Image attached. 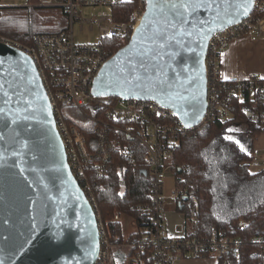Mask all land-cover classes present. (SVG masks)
Masks as SVG:
<instances>
[{"label":"water","instance_id":"1","mask_svg":"<svg viewBox=\"0 0 264 264\" xmlns=\"http://www.w3.org/2000/svg\"><path fill=\"white\" fill-rule=\"evenodd\" d=\"M258 2L147 0L93 96L153 101L185 126L199 125L208 110L210 40ZM99 251L97 214L69 165L37 66L0 42V264H95Z\"/></svg>","mask_w":264,"mask_h":264},{"label":"built area","instance_id":"2","mask_svg":"<svg viewBox=\"0 0 264 264\" xmlns=\"http://www.w3.org/2000/svg\"><path fill=\"white\" fill-rule=\"evenodd\" d=\"M122 1L125 0H39L37 7L64 11L70 20L66 32L37 35L33 47H21L9 39L0 38V42L15 46L30 55L37 66L67 151L69 165L97 214L100 251L95 264H113L114 252L119 248L131 251L137 247L139 250L133 258L135 264H143L142 257L147 247L153 249L154 264H177L188 259L219 260L227 254L238 253L242 240L235 235V227L229 230L213 228L209 235L204 236H170L163 197L164 181L170 171L173 173L169 162L173 150L178 146L179 136L203 132L214 124L233 119L236 100L244 103L249 99L256 104L257 99H260L264 103V78L251 74L246 78L224 79L221 72V57L233 41L248 34L264 36V16L253 13L212 37L206 57L207 114L202 123L189 128L177 115L153 101L120 98L114 101L112 98L93 96V83L112 56L101 46V41L98 44H77L73 27L79 24L81 29L96 28L102 38H131L144 13L147 0H136L138 8L135 13L136 22L133 24L119 23L114 18V5ZM90 7L103 11L91 18L83 17V10ZM89 106L96 107L97 114L86 113L85 109ZM69 109L85 114L93 123V142L88 141L81 128L69 125ZM254 119L257 127L264 132V114L261 117L256 115ZM110 123L122 124L121 131L139 141L147 150L146 166L152 187L150 203L141 209L149 215L151 233L137 244L115 245L110 241L88 180L87 169L91 165L98 176L106 173V165L111 160ZM261 158L264 162V152ZM172 198L182 205L189 198V192L177 189ZM121 219L119 215L115 216V221ZM194 222L198 223V220ZM240 226L244 230L248 223ZM252 242L264 249V236H257Z\"/></svg>","mask_w":264,"mask_h":264},{"label":"trees","instance_id":"3","mask_svg":"<svg viewBox=\"0 0 264 264\" xmlns=\"http://www.w3.org/2000/svg\"><path fill=\"white\" fill-rule=\"evenodd\" d=\"M29 3L32 6L0 7V38L9 39L21 47H33L37 35L62 34L68 30L70 20L62 9L37 7L39 0H29ZM262 5L264 0H259L254 12L256 16H264ZM137 8L136 0L119 2L113 8L114 18L119 23L133 24L136 22ZM129 40L130 38H105L102 39L101 46L113 56ZM112 99L116 101L119 98ZM257 101L255 104L249 99L244 103L236 100L233 119L214 124L203 132L179 136L178 146L173 150L169 162L173 167L177 189L189 192V198L183 202L180 210L191 220H198V223L194 222L193 235H209L213 228L229 230L230 227H235V235L242 240L240 252L220 257L218 264H264V249L252 242L255 237L264 236V203L231 223L218 219L213 211L211 180L206 174L203 158L204 150L217 133L232 125L239 127L235 123L245 119L253 120L256 115L261 117L264 114V103L260 99ZM246 107L255 110L252 112L253 118ZM96 111L94 106L85 109L89 115L97 114ZM68 123L81 128L88 141L93 142L94 125L88 118L79 122L68 118ZM121 128L120 123H110L111 160L106 165V173L98 176L91 165L87 169V175L110 241L115 245H129L137 244L151 233L149 215L141 208L150 203L152 182L146 166L147 150L139 141L123 133ZM251 159L244 154L234 163L233 167L239 176L253 177L249 164ZM117 215L121 218L128 216L136 224L137 230L127 239L123 235L121 221H115ZM242 223H248L244 230L240 229ZM145 249L143 264H154L153 249ZM138 250L136 247L128 251L129 264H135L133 258Z\"/></svg>","mask_w":264,"mask_h":264},{"label":"crops","instance_id":"4","mask_svg":"<svg viewBox=\"0 0 264 264\" xmlns=\"http://www.w3.org/2000/svg\"><path fill=\"white\" fill-rule=\"evenodd\" d=\"M29 6L32 5L30 4ZM221 72L224 79L246 78L251 74L264 78V36L248 34L233 41L221 57ZM252 115L250 116L252 117ZM253 121H255L254 118ZM257 129L259 128L256 125L245 152V155H248L250 159H254L253 150L255 144L260 141V134L262 133L260 129L256 132ZM221 162L223 165V160ZM232 169L234 173L231 177V175L224 174L225 169L220 170L219 167L211 171L209 165L207 166L205 163L206 174L211 180L214 214L218 219L229 223L254 211L260 204L264 203V171L252 173L253 177L248 178L239 176L234 167ZM170 173L175 177L174 173L171 171ZM175 201L177 202V200ZM180 209L179 202H177L175 211L171 208L169 210L166 209V223L169 235L179 238L192 236L195 228L194 221L188 218ZM118 255L121 257L125 253L117 250L115 256L119 257ZM218 263L217 259L207 258L188 259L177 264ZM113 264H116L114 256Z\"/></svg>","mask_w":264,"mask_h":264},{"label":"rangeland","instance_id":"5","mask_svg":"<svg viewBox=\"0 0 264 264\" xmlns=\"http://www.w3.org/2000/svg\"><path fill=\"white\" fill-rule=\"evenodd\" d=\"M30 5L29 0H0V7H25ZM103 11V9L90 7L83 10V17L91 18L95 16L97 13ZM74 39L75 42L79 45H89V44H98L102 41V36L99 33L98 29L90 30L88 27L80 28L79 24H76L73 27ZM250 112L249 115L252 114V111H255L253 108L246 107ZM70 117L74 121H84L87 116L76 109H69ZM253 116V115H252ZM256 121L253 120H243L239 123V127L237 125H232L226 128V130L221 133H217L213 139V141L208 145L206 150H204V161L209 165L211 171L216 170L220 167L224 170L225 175H231L234 173L232 170L234 163L244 156L250 142V136L252 135L254 129H256ZM239 141V144L236 143ZM241 145H243L244 150H241ZM264 152V132L260 134V141L255 144L253 150V157L250 164L252 167L250 169L251 173L264 171V162L261 158ZM220 162H219V161ZM223 160V165L222 161ZM222 166V167H221ZM233 179V178H232ZM234 181V180H233ZM177 191L176 180L173 174L170 172L167 174V178L164 181V191L163 197L165 198V207L167 210L171 208L175 211L177 206V202L172 198V194ZM122 226L125 238L129 237L136 230V224L132 218L128 216L122 217ZM119 248L121 253H125L123 256H115L114 252V260L116 264H129L130 258L127 256L128 248Z\"/></svg>","mask_w":264,"mask_h":264},{"label":"snow or ice","instance_id":"6","mask_svg":"<svg viewBox=\"0 0 264 264\" xmlns=\"http://www.w3.org/2000/svg\"><path fill=\"white\" fill-rule=\"evenodd\" d=\"M249 2H251V0H249ZM239 7L243 8L244 14H247L248 13L249 9L246 6V4H241V5H239ZM236 143L239 144V141H236ZM240 147H241V150L243 151L244 150L243 145H241ZM28 239H31V237H28ZM26 242L27 241H25V243ZM20 247L23 248V244H21Z\"/></svg>","mask_w":264,"mask_h":264}]
</instances>
